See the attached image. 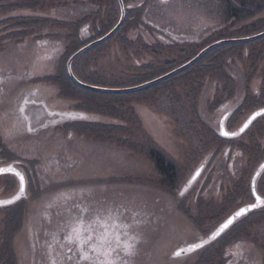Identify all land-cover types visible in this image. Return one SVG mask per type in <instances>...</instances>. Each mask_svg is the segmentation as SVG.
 Wrapping results in <instances>:
<instances>
[{
  "label": "flooded vegetation",
  "instance_id": "flooded-vegetation-1",
  "mask_svg": "<svg viewBox=\"0 0 264 264\" xmlns=\"http://www.w3.org/2000/svg\"><path fill=\"white\" fill-rule=\"evenodd\" d=\"M15 1L17 0H0V96L2 95L0 100L7 104H13L12 114L13 118L17 120L14 123L17 125L16 130L22 127V130L26 131L23 136L31 142L30 145L34 148H32V153L26 155L12 145H8L7 135L1 132L0 126V155H2L0 156V167L13 166L26 178L27 193L31 187H40L39 192H34L35 196L38 194L48 196L47 199L53 202V204L43 207L39 212L42 221H45L41 233H46L51 229L55 237L54 242L49 244V250H46L41 243L36 246V252L39 253V258L37 257L36 260L38 264H53V261L56 263L55 251L59 241L60 244L62 243L60 247L63 246L66 253L67 262L77 264L79 252L75 250V245H69L65 240V236L70 230L67 225L75 217L84 215L87 218L95 210H100L102 217L106 216L104 211L106 209H119L123 212L122 219L132 225L128 229L129 235L137 238L135 255L125 257V259L129 264H153L152 235L166 233L163 226L166 223L169 203L174 205L175 211L198 225H196L198 231L193 230L195 236H197L196 233L201 234V237L198 236L199 238L193 240L192 238L181 240L180 247L192 241L205 239L237 210L254 204L257 195L264 197V169L258 172L264 163V114L252 119L248 127L235 137L221 134L222 121L225 122L228 132H235L242 128L255 113L264 109V36L248 42H238L243 43L241 46H227L217 50L216 47L219 45L215 46L205 52L192 65L171 75H179V78L168 84L167 88L175 89L180 85V82H184L186 86L191 87L190 92H192L195 108L198 106L202 91L207 87L208 91L212 92L209 110L212 113L216 111L213 119L207 116L201 118L207 122L203 120V125L212 131L213 141L217 147L206 155L180 186L181 182L176 181L177 163L172 158L174 156L169 152L167 140L163 135L161 137L160 135H145L146 141L142 145L128 144L123 149L129 150L128 154L130 153V155L146 156L147 160L153 163L156 175L151 172H129L124 175L115 171L110 172L104 178L101 169L96 165L93 166L92 163L80 164L79 168H76L77 163L81 160L75 156L69 157L68 151L71 148H67L66 144H70L72 139L88 136L98 143L104 142L105 139L97 132L96 135H88L93 133L81 131L80 127L88 124L95 125L97 129L119 126L118 117L112 116L114 121L104 122L95 118L98 112L91 113L83 108H58L62 105L60 99L64 98L63 89L54 78L58 75L59 70L44 73H40L41 70H39L35 73L32 65L21 68L17 64H7L9 58L7 54L13 42H16L17 45L34 42L41 50L54 47L59 44L57 36L60 35V32L56 30V25L65 26L67 24L71 31L65 36L66 46L63 53L58 55L62 63L67 52L74 46L78 45L79 47L72 54L105 36L115 27L120 20V0H42V5L40 3L34 5L33 2H30L33 5H24L25 8L20 9L21 12L18 13L20 15L23 10H27L22 13L23 15L4 16V13L10 9L7 6L8 2ZM22 1L29 2V0ZM128 1L124 0L128 5L126 17L130 7H134ZM147 1L148 3L145 1L147 4L139 5L144 8L140 13L141 20H137L138 25L134 28L136 30L143 27L146 28V32L144 36L135 33V37L142 41L145 40L144 51L148 54L157 55L160 52L166 54L162 61L163 67L166 68L183 62V60L186 61L181 65L187 63L214 42L247 37L264 31V0H256V3L241 2V0L240 2H238L239 0H215V4L210 6L214 11V16L219 18V24H217L218 26L210 25V28L207 27L202 31L204 33L202 35V32H195L197 25L194 24V20L168 17L170 12L165 7L160 11V15L164 17L163 20L148 19L146 12L151 0ZM169 1L171 0H166V2L160 0L159 2L164 4ZM75 5L92 6L93 9L86 15L79 14L74 19L68 17L69 22L66 17H61L56 10L57 6H64L69 9L68 11H72V6ZM115 17L119 18L117 23L103 34L102 30ZM188 27L193 28L185 30ZM119 30L99 44L105 41H108V44L114 39L118 42L116 36ZM130 31H125L123 37L127 42L134 43L135 38L130 39L127 36ZM147 36L154 38L156 42L152 44ZM156 44H159L158 47ZM94 47L85 50L82 54ZM113 48L117 50L116 53L120 52L118 43H115ZM133 48L135 50L131 57L135 59L137 57L135 44H133ZM52 51L55 54L58 52V48H54ZM195 51L198 53L192 55ZM111 52L112 49L109 53ZM104 53H92L90 58L101 59ZM147 53L141 59L147 58ZM54 54H47V56L50 58ZM205 55H207L206 59L200 61ZM136 62L138 61L136 60ZM26 66H28L27 63ZM188 68L190 70H187ZM75 73L77 76L79 75L77 72ZM68 76L70 75L68 74ZM14 89L12 97L10 93ZM45 89L46 91H44ZM53 89L54 91H52ZM56 89H59L61 98L53 100L52 98L57 92ZM45 92L47 95L44 94ZM50 92L53 94L48 96ZM195 113H198L196 109ZM208 123L209 126H207ZM73 126H75L73 132L78 135H72L70 129H73ZM58 130L61 131L59 135H52ZM85 133L87 135H83ZM109 134L111 135L110 132ZM45 137L49 139L46 143L49 146L47 150H52L50 161L47 160V154L40 142ZM107 140H113V138L107 137ZM221 144L222 148L219 147ZM56 145V148L53 147ZM49 162L51 164H48ZM203 165L204 168L200 176L184 192V186L194 172ZM73 166L74 168H72ZM44 169L49 175L63 172L69 176H66L64 180H48L49 182L46 183L43 180L42 171ZM73 171L74 173L70 175ZM0 177L11 179L14 188H17L14 194L18 192L19 179L16 176L6 173ZM253 185L255 192H253ZM52 187V193L46 195L51 192ZM44 188H46L44 191L49 190L46 194H43ZM191 192H195V194L189 197L188 194ZM14 194H2L0 199L11 197ZM29 197L27 195L17 203L0 206V211L4 212L9 209L11 213H8L11 215L15 209H22L23 204L26 205L25 200ZM208 206L212 213L208 217L210 223L202 232L203 224L201 219L197 218L201 212H205L204 209H207ZM82 209H88L89 212L83 213ZM21 214L23 217V212ZM263 221L264 206L251 209L214 241L192 254L178 257V259H188L196 254L195 261L199 264V252L207 249L213 251L219 264H261L252 253L264 248V235L258 229L262 226ZM98 231H102V229L98 228ZM17 233H11L9 238L5 239L6 245L0 249V264L28 263L30 257H27V252L22 254L17 250L16 238L12 239V235ZM69 247H72L73 251H69ZM47 255L51 259H48ZM83 264H91V262L84 261Z\"/></svg>",
  "mask_w": 264,
  "mask_h": 264
},
{
  "label": "rangeland",
  "instance_id": "rangeland-1",
  "mask_svg": "<svg viewBox=\"0 0 264 264\" xmlns=\"http://www.w3.org/2000/svg\"><path fill=\"white\" fill-rule=\"evenodd\" d=\"M145 1L148 3L147 0L128 1L129 4L132 3L134 6L130 7L131 9L128 16L126 17L125 15V19L128 18L129 24L127 23L125 28L122 27V25L124 26V19L122 25L120 26L122 29L119 28L120 30L116 36L117 41H119L116 42V39L112 40L111 38L112 41L107 44L105 47L106 49L104 48V51L102 52H105L103 57H101V59H97L99 63L97 65L101 70L100 73L103 74L104 79L107 80L105 82L100 81L97 83V85L111 88L136 86L138 85L136 83L140 80L139 78L135 79L138 73L141 72L142 74L152 75L157 73L163 67L162 61L166 57V54L163 52H160L157 55H153L154 53L148 54L146 51H144L145 40L142 41L139 40L138 37H135V33L144 36L146 32V28L143 27L134 30V28L138 25L137 20L138 16L140 15L139 13H141L144 8H141L139 5L143 6L147 4ZM159 1L160 0L150 1V5L147 10L149 13L146 12L148 19L150 18L156 21L163 20L164 17L160 15V11L164 10L163 7H165L170 12V14L168 13L170 15H168V17L179 20H194V24L197 25L195 27V32H202L207 27L210 28V25L218 26L217 24H219V18L214 16V11H212V7L210 6L211 4H215V0H171L164 4H161ZM30 2H33L34 5L39 3L42 5L43 3L42 0H39V2L38 0H29L28 3H24L22 0L8 2L9 4H6L10 9L4 13V16L12 17V14H17L18 16V13L21 12L20 9L25 8L24 5H33ZM58 6L56 7L57 12L61 17H66L67 20L68 17L74 19L78 17L79 14L86 15L90 10L93 9L92 6H90V8L89 6L85 7L86 5H75L72 6V11H68V8H64V6L61 7L62 5L60 7ZM127 6L128 5L125 4V8ZM23 12H27V10H23ZM22 13L20 15H23ZM121 15L122 9L120 8V18ZM108 25L110 26V23L106 26ZM56 26L57 32L59 31L61 35L57 36V41L59 42L58 45L56 44L54 47L41 50L34 42H30L26 45H17L16 42H13L8 49L9 52L7 56L9 58L7 60V64H17L19 67L21 66V68L32 65L35 73L39 70H41L39 71L40 73L55 72L58 70L59 72H63V61L61 63V59L58 55L63 53L66 46L65 36L71 31V29L67 24L65 26ZM192 28L188 27V29L186 28L185 30H192ZM127 30H134L130 31L129 35L127 36L130 39L133 37L135 38L133 40L134 43H130L128 41V45L124 43L127 42V40L123 37L124 32ZM202 34L204 33L202 32L201 35ZM148 37L149 36H147V38ZM148 39L152 44L156 42L154 38L149 37ZM135 40L138 41L136 42ZM115 43L119 44V53H116L117 50L113 48ZM104 44H106V42ZM133 44H135L137 48V57L135 59L131 57L133 50H135V48H133ZM158 45L159 44H156L157 47ZM54 48H58V52H55V54L52 51ZM110 49H112L111 53H109ZM114 51L115 53H113ZM146 53L148 54L147 58L141 59V57ZM47 54H54V56L49 58ZM68 60L66 62V67ZM136 60L138 62H136ZM26 63L28 66H26ZM148 64L152 65L147 66ZM72 69L76 75L73 64ZM121 79L125 81L122 82ZM7 90L9 89L7 88ZM56 90L57 92L52 98L53 100H58L60 97L59 89ZM44 91H46V89ZM52 91H54V89ZM74 91L75 92H68L67 95L64 94V98L60 97L62 105L60 104L61 106H58V108H83L91 113L98 112L95 118L103 120L104 122L114 121L112 120V116H117V123L119 124V126L110 128L100 127L97 129L95 127L96 129H88L89 132L86 130L88 126L80 127L81 131L88 133L94 132L93 134L88 135H94L97 132L105 140H107V137H111L113 140H104V142L98 143L90 136L72 139L70 143L71 145L67 143L66 147L71 148L68 151L69 157L75 156L81 160L77 163L76 168H79L80 164L92 163L93 166L96 165L101 169V174L104 175V178L105 176L109 175L110 172L115 171H119L117 173L124 175H127L129 172H151L152 174L156 175L157 173L154 171L153 163L149 162L146 156L130 155V153L128 154L129 150L125 148L127 150L126 152V150L123 149L124 147L128 146V144L131 145L134 143L142 145V143L146 141L145 135H160V137L163 135V137H165L167 140L169 148L168 150L174 156L172 158L177 163L176 181H179V183L181 182L179 184L180 186L191 175L192 170L206 157V155L217 147V144L215 141H213V135L211 133L212 131L209 130V127L203 125L204 119L201 118L202 116H207L213 119L216 113V111L215 113H212L209 110L208 106L209 101L212 99V92L208 91L207 87L202 91L199 102L197 103L198 106H196V108L194 99L192 97V92H190L191 87L186 86L184 82H180V85L175 89H168L167 84L156 83L143 89L120 93H110L97 90H91V92H87L86 90ZM14 92L15 89L10 93L12 97ZM51 93L53 94V92H50L48 96H50ZM44 94L47 95V92ZM1 98L2 95L0 96V99ZM5 103L0 100L1 132L7 135L6 139L8 145H12L14 148L19 149L22 153L28 155L29 153H32V148L34 147L30 145L31 142H29L23 136L26 131L22 130V127H19V129L17 128L18 130H16L17 125H14V123L17 122V120L13 118L14 115L12 114L13 104ZM111 107H113L114 110L109 109ZM195 109L198 113H195ZM207 126H209V123ZM72 128L73 129H70L72 131V135H78L73 132L75 131V126ZM60 132L61 131L58 130L53 132L52 135H59ZM83 135L87 134L85 133ZM48 141L49 139L47 137L40 140L41 145L47 154V160L49 159L48 161H50L52 156L50 152H52V150H47L49 146L46 143ZM53 147L56 148L57 145ZM219 147L222 148V144L221 146L219 145ZM64 162L66 161L64 160ZM48 164H51V162ZM72 168H74V166ZM42 173L43 180L46 183H48L50 180H64L66 179V176H69L66 175L67 173L65 174L63 172H56L55 174L49 175L47 172H45V169L42 171ZM72 173H74V171L71 172L70 175H72ZM78 181L79 179L77 180V183ZM179 186L177 187L179 188ZM45 189L46 188H44L43 191ZM16 191L17 188H14L11 179L0 177V195H11ZM39 191L40 187H31L27 193L28 197H30L29 199L25 200L24 203H26V205L23 204L24 218L19 215L21 213L19 211H14L11 215L9 214L11 213L9 212V209L5 210L4 212L0 211V249L6 245L5 239L9 238L11 233L18 232L16 235H12V239L14 240L16 238L15 241L17 250L21 251L22 254L27 252V257H30L28 261L29 264H38L36 260L37 257L39 258V253L38 251L36 252V246L41 243L46 250H49V244L54 242L55 237L54 232H52L51 229L46 233H41V228L45 221H42V216H40L39 212L43 209V207H47L53 204V202L50 199H47L48 196H41L40 194L35 196L34 192L37 193ZM47 191H44L43 194H46ZM52 191L53 187L51 188V192L46 195H50ZM194 194L195 192H191L188 194V196L192 197ZM207 197H209V195H207ZM204 210L205 212H201L197 218L201 219L203 224L202 232L204 231L203 229H206L210 223L208 217L210 214H212L210 213L209 206ZM18 217H21V224L17 222ZM166 218V223L163 226L166 233L163 235H152L151 247L153 251V264H197V261H195L196 254H194L192 257L190 256L188 259H178V257H172V253L177 249V247H179L181 240H186L189 238H192L193 240L195 238L201 237V234L198 233V235L196 233L197 236H195L193 232V230L196 232L198 231V225L196 224V226L191 219H188L186 216L175 211L174 205L172 203H169L168 215ZM258 229L261 231V234L264 235V221L262 226L258 227ZM57 244V250L55 251L57 261L55 264H69L67 262L68 260H66V253L63 250V246L60 247L62 243L60 244L59 241ZM260 249L261 250L259 251L253 252L252 255L255 256L259 262H261V264H264V248ZM46 254H48L47 251ZM47 257L48 259H51L49 255H47ZM199 264H219V260L215 259L213 251L206 249L205 251L199 252Z\"/></svg>",
  "mask_w": 264,
  "mask_h": 264
},
{
  "label": "snow or ice",
  "instance_id": "snow-or-ice-1",
  "mask_svg": "<svg viewBox=\"0 0 264 264\" xmlns=\"http://www.w3.org/2000/svg\"><path fill=\"white\" fill-rule=\"evenodd\" d=\"M166 2V0H164ZM264 114V110L257 112L253 117L244 124L239 130L243 132L252 119L256 116ZM75 118V117H72ZM224 136L235 137L239 135L238 132L222 131ZM264 167V166H262ZM10 173L19 179V191L11 199L0 201V206L8 205L19 200L25 193V178L14 167L8 166L0 168V174ZM198 175V173H197ZM259 175V173H257ZM253 192H255V186L253 185ZM257 203L250 205L248 208H242L235 213V216L228 219L224 223L217 233L213 234V239L223 232L233 223L236 217L245 215L251 209L264 205V199L260 196H256ZM83 213H88V209H82ZM106 216L100 215V210H95L90 216L85 218L84 215H79L71 220L67 228L70 229L65 236V240L69 245H75V250L79 252V260L77 264H83L84 261H90L91 264H129L125 257H132L135 255L136 240L135 236H130L128 229L132 227L131 224L126 223L123 219V212L119 209H106ZM125 211H127L125 209ZM102 229V231H98ZM203 247V243L193 244L188 249H180L176 256H180L181 253L188 251H194L197 248ZM69 251H73L72 247H69ZM123 253V255H121ZM71 259V257H69ZM55 264V261H53Z\"/></svg>",
  "mask_w": 264,
  "mask_h": 264
},
{
  "label": "water",
  "instance_id": "water-1",
  "mask_svg": "<svg viewBox=\"0 0 264 264\" xmlns=\"http://www.w3.org/2000/svg\"><path fill=\"white\" fill-rule=\"evenodd\" d=\"M120 4H121V9H122V15H121V18H120V20H119V22H118V24L108 33V34H106L105 36H103V37H101L100 39H98V40H96V41H94V42H92V43H90V44H88V45H86V46H84V47H82L80 50H78L76 53H74L70 58H69V60H68V64H67V68H68V73H69V75H70V77L73 79V81L76 83V84H78V85H80L81 87H84V88H87V89H91V90H97V91H104V92H110V93H120V92H130V91H135V90H139V89H143V88H146V87H148V86H150V85H153V84H155V83H157V82H159V81H161V80H163V79H166V78H168L169 76H171V75H173V74H175V73H177V72H179V71H181L182 69H184V68H186V67H188V66H190V65H192L194 62H196L197 60H199V58L205 53V52H207L208 50H210L211 48H213V47H215V46H217V45H220V44H223V43H229V42H248V41H252V40H255V39H258V38H261V37H263L264 36V31L263 32H260V33H258V34H255V35H251V36H247V37H242V38H234V39H223V40H220V41H217V42H214V43H212V44H210L209 46H207L206 48H204L203 50H201L200 51V53L196 56V57H194L192 60H190V61H188L187 63H185V64H183V65H181L180 67H178V68H176V69H174V70H172V71H170V72H168V73H166L165 75H162V76H160V77H158V78H156V79H153V80H150V81H147V82H145V83H142V84H139V85H136V86H132V87H124V88H111V87H103V86H96V85H91V84H88V83H85V82H83L82 80H80L75 74H74V72H73V69H72V63H73V61L80 55V54H82L85 50H87V49H89L90 47H92V46H94V45H96V44H98V43H100V42H102V41H104V40H106L107 38H109L112 34H114L119 28H120V26L122 25V23H123V21H124V19H125V15H126V8H125V4H124V1L123 0H120ZM262 110H264V109H262ZM262 110H260L259 112H261ZM241 129V128H240ZM239 129V130H240ZM239 130H237V131H235V132H238L239 134L241 133ZM222 131H227L226 130V127H225V122L224 121H222ZM262 166H264V163H263V165ZM260 167L259 168V171L258 172H261L263 169H264V167ZM4 167H8V166H4ZM4 167H0V168H4ZM13 167V166H12ZM203 168H204V165L203 166H201V167H199L196 171H195V173L193 174V176L191 177V179L188 181V183L185 185V187H184V189H183V191L185 192V191H187L188 190V188L193 184V182L200 176V174H201V172H202V170H203ZM21 173V172H20ZM197 173H198V175H197ZM25 178V177H24ZM26 189H27V186H26V179H25V193L21 196V198H23L24 196H26ZM19 191V190H18ZM18 193V192H17ZM16 193V194H17ZM15 194V195H16ZM14 195V196H15ZM13 197V196H12ZM12 197H9V198H6V199H0V201H2V200H8V199H11ZM261 197V196H260ZM20 198V199H21ZM19 199V200H20ZM261 199H264V197H261ZM19 200H16L14 203H16L17 201H19ZM14 203H12V204H14ZM255 203H257V201L255 202ZM8 205H11V204H8ZM3 206H7V205H3ZM250 206V205H249ZM249 206H245V207H243V208H248ZM262 206H264V205H262ZM262 206H259V207H262ZM259 207H257V208H259ZM242 209V208H241ZM255 209V208H254ZM238 211H240V209L239 210H237L236 212H238ZM235 212V213H236ZM235 213L232 215V216H230L228 219H230V218H232V217H234L235 216ZM241 216H239V217H236L234 220H233V223H235L236 222V220L238 219V218H240ZM227 219V220H228ZM227 220H225L213 233H211L208 237H206L205 239H203V240H199V241H197V242H191V243H189V244H186V245H182V246H180L179 248H177L174 252H173V254H172V256L173 257H181V256H185V255H188V254H191V253H193V252H195V251H197V250H199V249H201V248H197L196 250H194V251H191V252H188V251H185V252H183V253H181V255L180 256H176L175 255V253H177L180 249H188L191 245H193V244H198V243H203V247L204 246H206L207 244H209V243H211L212 241H214L216 238H218L224 231H226L231 225H229V227L227 228V229H225L223 232H220V234L218 235V236H216L215 237V239H213L212 237H213V234L214 233H217L218 231H219V229L221 228V226L224 224V223H226L227 222Z\"/></svg>",
  "mask_w": 264,
  "mask_h": 264
},
{
  "label": "trees",
  "instance_id": "trees-1",
  "mask_svg": "<svg viewBox=\"0 0 264 264\" xmlns=\"http://www.w3.org/2000/svg\"><path fill=\"white\" fill-rule=\"evenodd\" d=\"M127 1V0H125ZM240 2V0L238 1ZM241 2H254L256 3V0H241ZM130 13V11H129ZM128 13V14H129ZM140 14V13H139ZM118 17H115L111 20L110 22V26H106V28H104L102 30V33H106L107 31H109L118 21ZM138 20H141V17L140 15L138 16ZM128 18L125 19V22H124V26L122 25V27L125 28L126 24L128 23ZM129 24V23H128ZM122 27L120 29H122ZM124 30V29H123ZM106 42V44H104ZM104 43L102 44H99L97 46H95L93 49H90L89 51L85 52L84 54L80 55L78 58H76L73 62V68H74V71L77 72L79 75V78L82 79L83 81L87 82V83H90V84H95L97 85L98 82H105L107 80L104 79L103 77V74H101V70L99 69V66L97 64L98 63V60L97 59H92L90 58V55L92 53H98V52H103L104 51V48L107 46V42L108 41H105ZM126 43L127 45L129 44V42H124ZM243 45V43H232V44H222V45H219L218 47H216V50L217 49H220V48H223V47H227V46H241ZM79 46L76 45L74 46L72 49H70L65 58L63 59V72H59L57 76H55V80L57 82H59L61 88L63 89V94L67 95L68 92H75L74 90H86L87 92H91V90L89 89H85L79 85H77L67 74V67H66V62L69 58V56L74 52L76 51V49L78 48ZM198 51V50H197ZM197 51H195L192 55H195L196 53H198ZM207 55H205L200 61H202L203 59H206ZM186 60H183V62H179V63H176V64H173L169 67H162L157 73L155 74H152V75H149V74H142L141 72L138 73V75H136L135 79L139 78L140 80L136 83V84H140V83H143L145 81H148L150 79H153L157 76H160L164 73H166L167 71L173 69L174 67H177L179 65H181L182 63H184ZM191 69V67H189ZM187 69V70H190V69ZM181 74V73H180ZM149 75V76H148ZM179 78V75H175V76H171L161 82H159L160 84H171L173 81H176L177 79ZM122 82H124L125 80L121 79ZM128 80H131V79H128ZM127 81V80H126ZM134 85V84H133ZM101 86V85H100ZM127 86V85H126ZM130 87V86H129ZM93 102V101H92ZM111 110H114L113 107L109 108ZM88 129H92V128H95L96 126H92L91 124H88L87 125ZM96 129V128H95ZM89 132V130H88ZM94 133V132H93ZM96 135V134H94ZM15 212L16 211H19V212H23V207L22 209H15L14 210ZM19 214L21 217H22V214ZM21 217H18V223L21 224L22 220H21Z\"/></svg>",
  "mask_w": 264,
  "mask_h": 264
}]
</instances>
